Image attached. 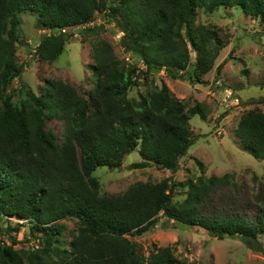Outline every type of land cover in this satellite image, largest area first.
I'll return each instance as SVG.
<instances>
[{
	"label": "trees",
	"instance_id": "obj_1",
	"mask_svg": "<svg viewBox=\"0 0 264 264\" xmlns=\"http://www.w3.org/2000/svg\"><path fill=\"white\" fill-rule=\"evenodd\" d=\"M240 8L264 22V0H0V216L24 222L47 243L43 256H23L12 245H0V264H199L180 258L172 246H160L148 255L128 236L142 235L159 221L160 213L189 226H201L212 236L242 237L248 247L263 251L264 207L251 219L238 214L207 211L212 193L235 185L232 174L199 176L186 182V197L174 201L176 187L169 178L138 182L122 193H103L95 175L98 167L118 168L138 150L134 168L157 165L176 170L194 143L191 117L207 118L205 106H188L164 82L160 87L130 98L152 70H167L173 78L189 69L196 53L191 80L205 82L227 39L221 29L196 23L199 9ZM30 12L41 29L57 30L35 48L39 60L53 63L66 50V28L90 27L102 12L114 23L122 45L146 66L119 60L106 39L93 43L89 66L95 84L87 93L62 79L45 78L39 94L22 81L27 96L19 103L8 87L24 71L17 51L21 14ZM224 62L217 67L218 73ZM254 102L264 103V99ZM48 117L65 124L62 140L46 128ZM235 134L244 150L264 159V111L242 114ZM264 191V188H262ZM264 198V197H262ZM67 219L78 228L66 245ZM216 264V263H210Z\"/></svg>",
	"mask_w": 264,
	"mask_h": 264
},
{
	"label": "rangeland",
	"instance_id": "obj_2",
	"mask_svg": "<svg viewBox=\"0 0 264 264\" xmlns=\"http://www.w3.org/2000/svg\"><path fill=\"white\" fill-rule=\"evenodd\" d=\"M21 38L17 59L23 64L21 79H14L8 87L17 103L26 99L20 90L22 81L33 92L40 93L45 78H58L71 83L81 93H87L95 84V76L90 68L94 62L93 43L106 39L112 43L115 52L124 64H136L146 70L145 64L137 56L125 50L121 42L122 32L110 23L102 12L95 15L89 26L103 25L99 31L83 33L84 26L66 28L70 38L66 50L53 63L38 59L35 48L46 35L57 30L41 29L36 17L30 12L21 14ZM196 23L210 24L221 29L227 39L216 59L214 68L204 76L205 82L191 80L196 53L191 52L189 69L180 72L182 78H173L167 70H152L147 78H140V85L129 91L130 98H138L149 90L160 87L164 82L171 91L188 106L197 102L204 104L207 118L199 114L191 117L194 143L180 161L176 170L153 165L134 168L132 163L140 161L136 149L128 154L118 168L98 167L95 175L101 183L103 193H122L138 182H158L169 178L170 182L182 183L173 192L174 201L186 197L188 179L201 175L223 176L232 174L235 185L223 186L212 193V209L225 214H238L251 219L264 207V159H257L243 149L235 134V129L243 113L259 107L264 111V103L254 102L264 99V22L245 14L240 8L220 7L214 12L199 9ZM224 62L218 73L217 67ZM193 65V66H192ZM46 128L52 130L62 140L65 124L58 118L48 117ZM159 221L142 235L128 236L137 248L148 255L154 248L172 246L180 258L199 264H264V233L259 235L263 251L248 247L242 237L212 236L201 226H189L174 221L160 213ZM15 217L0 216V245L9 244L23 256H43L47 243L41 234L24 222L19 230ZM63 240L67 245L73 238L79 224L77 219H67Z\"/></svg>",
	"mask_w": 264,
	"mask_h": 264
}]
</instances>
